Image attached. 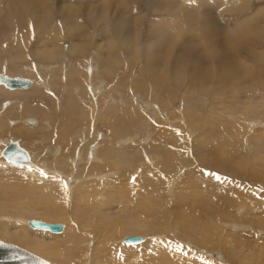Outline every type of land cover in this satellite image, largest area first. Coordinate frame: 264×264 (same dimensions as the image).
<instances>
[{
	"label": "rangeland",
	"instance_id": "rangeland-1",
	"mask_svg": "<svg viewBox=\"0 0 264 264\" xmlns=\"http://www.w3.org/2000/svg\"><path fill=\"white\" fill-rule=\"evenodd\" d=\"M159 1L0 0V73L31 81L0 85V153L30 154H0L1 241L47 264H264V0Z\"/></svg>",
	"mask_w": 264,
	"mask_h": 264
},
{
	"label": "water",
	"instance_id": "water-1",
	"mask_svg": "<svg viewBox=\"0 0 264 264\" xmlns=\"http://www.w3.org/2000/svg\"><path fill=\"white\" fill-rule=\"evenodd\" d=\"M0 84L8 88H26L30 84L28 78L10 77L0 73ZM28 122L33 120L29 118ZM1 155L10 163L24 164L29 161L27 151L18 143L10 141L1 151ZM28 225L41 230L60 232L63 228L61 223H48L35 219H30ZM144 240L142 235H128L123 238L124 243L136 244ZM0 264H47L42 257L16 245L0 240Z\"/></svg>",
	"mask_w": 264,
	"mask_h": 264
},
{
	"label": "bare ground",
	"instance_id": "bare-ground-1",
	"mask_svg": "<svg viewBox=\"0 0 264 264\" xmlns=\"http://www.w3.org/2000/svg\"><path fill=\"white\" fill-rule=\"evenodd\" d=\"M15 1V0H14ZM157 2H160L159 0H157ZM208 10V9H207ZM242 21L243 20H241V23H242ZM243 23H244V21H243ZM247 23V22H246ZM245 24V23H244ZM248 24V23H247ZM233 25V24H232ZM235 25V24H234ZM241 24H236V26L237 27H239ZM235 26V28L234 29H237V27ZM243 27H245L244 25H242ZM247 27V26H246ZM234 29H232V30H234ZM239 31V30H238ZM231 32L232 31H230V36H231ZM240 33V32H239ZM244 35V34H243ZM241 33L240 34H238V32L236 31V36H237V38H241V39H243L244 41H247L248 42V46L249 47H252V48H254L255 46L253 45V40H251L250 38H246L245 36H243ZM253 41V42H252ZM261 53H262V51H261ZM260 53V54H261ZM259 55V54H258ZM258 55L257 54H254L253 53V55H252V58H254V59H257V58H259L258 57ZM150 56V55H149ZM263 57V56H262ZM261 57V58H262ZM180 59V58H179ZM181 60V59H180ZM180 60H177V62H181L182 63V60L180 61ZM147 61V60H146ZM160 61H162V60H160ZM152 62V66H154V64H156V66H157V62H159V61H155V60H152L151 61ZM176 62V61H175ZM261 62V61H260ZM153 68H155V67H153ZM232 76V75H231ZM161 79V78H163L164 79V76H158L157 77V79ZM198 78V77H197ZM163 81V80H162ZM191 84V83H190ZM0 85H3V86H5L4 84H0ZM31 86V81H30V84L28 85V87H26V88H13V89H11V88H8V87H6L7 89H11V90H15V89H27V88H29ZM15 122V121H14ZM117 129V128H116ZM1 130V129H0ZM10 141H14V142H16V143H18L17 142V140H12V139H9V140H6L5 142H4V147L10 142ZM1 142V141H0ZM19 144V143H18ZM19 146H20V144H19ZM23 148V147H22ZM3 150V149H2ZM26 150V149H25ZM27 151V150H26ZM27 153H28V156H29V161L27 162V163H24V164H17V163H10V162H8L2 155V157L5 159V161L7 162V163H10V164H14V165H27L29 162H30V154H29V152L27 151ZM108 153V152H107ZM1 154V153H0ZM107 155V154H106ZM46 186V185H45ZM113 187V186H112ZM192 188H194V186L192 187ZM114 190V189H113ZM116 190V189H115ZM114 190V191H115ZM194 190H196V188L194 189ZM191 191L192 193L194 192V194H195V191ZM199 190V189H198ZM125 191V190H124ZM206 191V190H205ZM121 192V191H120ZM126 192V191H125ZM142 192V191H141ZM191 193V194H192ZM129 194V193H128ZM232 195V194H231ZM130 195H128V197H129ZM88 197H90V196H88ZM208 198V197H207ZM245 201H246V199H245ZM253 210V209H252ZM28 223V222H27ZM227 223V222H226ZM225 223V224H226ZM30 226V225H29ZM31 227V226H30ZM32 228H34V227H32ZM227 228V227H226ZM34 229H38V228H34ZM41 230V229H40ZM45 231H48V230H45ZM62 231V230H61ZM51 232V231H50ZM54 233H58V232H54ZM122 241H123V239H122ZM144 241V240H143ZM142 241V242H143ZM142 242H140V243H142ZM125 244H128V243H125ZM136 244H139V243H136ZM129 245H134V244H129ZM150 248H151V246H150ZM153 249H155V247L153 248ZM153 249H151V252H152V250ZM158 249V248H157ZM159 250H160V248H159ZM158 250V251H159ZM170 250V249H169ZM174 250V249H173ZM154 251V250H153ZM155 251H156V249H155ZM161 251H162V249L160 250V253L159 254H155L156 255V257H155V255L152 257V258H156V259H158L160 262H162V261H164L163 263L165 264V260L166 259H168V260H166V264H167V261H168V263L169 262H175L174 264H184V263H182V261H180V260H178L177 259V257H176V255H175V257H174V254H173V256H172V254L170 255L168 252H166V250L164 251V252H166V253H161ZM154 253H156V252H154ZM153 253V254H154ZM151 255V254H150ZM106 258H108V256L106 257ZM154 258V259H155ZM220 259H221V257H220ZM221 260H223V259H221ZM159 262V263H160ZM189 263V262H188ZM187 262H185V264H188Z\"/></svg>",
	"mask_w": 264,
	"mask_h": 264
}]
</instances>
